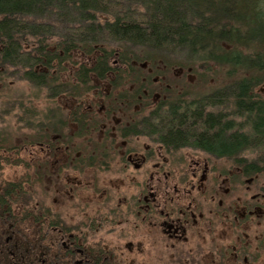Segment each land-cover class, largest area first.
<instances>
[{"label":"flooded vegetation","instance_id":"af4514ba","mask_svg":"<svg viewBox=\"0 0 264 264\" xmlns=\"http://www.w3.org/2000/svg\"><path fill=\"white\" fill-rule=\"evenodd\" d=\"M73 52L45 119L6 97L31 129H0V264H264L262 170L159 128L193 68Z\"/></svg>","mask_w":264,"mask_h":264},{"label":"trees","instance_id":"16d2710c","mask_svg":"<svg viewBox=\"0 0 264 264\" xmlns=\"http://www.w3.org/2000/svg\"><path fill=\"white\" fill-rule=\"evenodd\" d=\"M116 47L123 62L228 68L231 79L210 93L183 101L171 96L155 111L173 115L159 118L165 122L159 128L219 153L264 150V95L255 91L264 82V0H0V65L21 64L27 79L49 95L61 89L54 62L66 70L63 62L74 64V50H99L103 67ZM38 65L45 69L34 72ZM245 167L259 171L264 158L246 160Z\"/></svg>","mask_w":264,"mask_h":264},{"label":"rangeland","instance_id":"374dc122","mask_svg":"<svg viewBox=\"0 0 264 264\" xmlns=\"http://www.w3.org/2000/svg\"><path fill=\"white\" fill-rule=\"evenodd\" d=\"M32 41V40H31ZM47 44L50 47L57 42V39L55 37L49 38L47 40ZM113 45V44H112ZM117 48V47H116ZM115 48V49H116ZM24 51H28V49H25ZM74 57H78L74 55ZM73 57V58H74ZM70 63V62H68ZM179 66V65H175ZM190 66L193 68V74L195 75L192 77V79H186L184 81V87H186L187 91V98H196L197 96H201L203 94L210 93L214 89L222 86L224 82H228L231 78L227 75L228 68L225 67H218L214 66L213 64H202V63H194L190 64ZM44 66H36L34 67V70L37 72L43 71ZM9 71H13L11 68H8ZM49 73L50 69L48 68ZM24 72V71H23ZM11 74H7L6 79V87L4 89H1L0 91V98H5L12 94L14 96L15 93L19 94L17 97L22 99L23 107H31L33 108L32 116L36 117L38 120H43L46 117L48 108L50 107L49 104V90L44 86L39 85H33L29 81H26L25 78L20 81L19 78H15V76ZM235 76H237L235 74ZM19 80V81H18ZM9 81H13L11 85H8ZM18 81V82H15ZM264 83V82H263ZM263 83L258 85L255 88V91L264 95V92L258 91L259 86H261ZM6 92L3 93V92ZM12 96V98H13ZM5 102L0 103V129H6L7 131H11L13 134L21 131L27 132L31 129V126L25 122L26 118L25 116L22 118L15 117L14 114H9L8 109L9 107L12 108V110L15 109V103L10 104V102H7V99L4 100ZM238 122V120H237ZM25 123L27 126H25ZM16 137L12 139V143L15 142ZM243 156H245V159L247 161H252L256 157L264 158V150L260 151L259 153L256 150H245L241 153ZM261 176L263 178L264 182V167L261 169Z\"/></svg>","mask_w":264,"mask_h":264},{"label":"water","instance_id":"95a60500","mask_svg":"<svg viewBox=\"0 0 264 264\" xmlns=\"http://www.w3.org/2000/svg\"><path fill=\"white\" fill-rule=\"evenodd\" d=\"M258 91L264 92V83L261 86H259Z\"/></svg>","mask_w":264,"mask_h":264}]
</instances>
